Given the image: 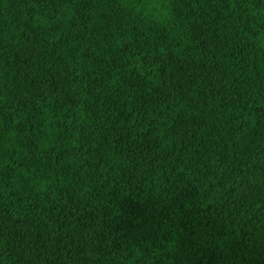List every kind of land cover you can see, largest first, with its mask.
Wrapping results in <instances>:
<instances>
[{"label": "trees", "instance_id": "1", "mask_svg": "<svg viewBox=\"0 0 264 264\" xmlns=\"http://www.w3.org/2000/svg\"><path fill=\"white\" fill-rule=\"evenodd\" d=\"M0 264H264V0H0Z\"/></svg>", "mask_w": 264, "mask_h": 264}]
</instances>
